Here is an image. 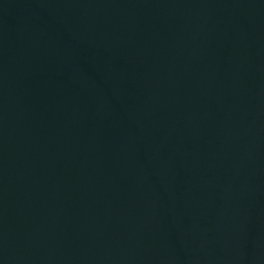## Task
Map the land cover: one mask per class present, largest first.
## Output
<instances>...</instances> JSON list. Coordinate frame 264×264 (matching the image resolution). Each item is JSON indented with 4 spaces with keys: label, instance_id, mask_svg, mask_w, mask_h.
<instances>
[{
    "label": "water",
    "instance_id": "95a60500",
    "mask_svg": "<svg viewBox=\"0 0 264 264\" xmlns=\"http://www.w3.org/2000/svg\"><path fill=\"white\" fill-rule=\"evenodd\" d=\"M0 264H264V0H0Z\"/></svg>",
    "mask_w": 264,
    "mask_h": 264
}]
</instances>
